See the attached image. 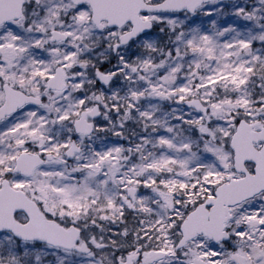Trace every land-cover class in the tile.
<instances>
[{"label":"snow or ice","instance_id":"6c2138e0","mask_svg":"<svg viewBox=\"0 0 264 264\" xmlns=\"http://www.w3.org/2000/svg\"><path fill=\"white\" fill-rule=\"evenodd\" d=\"M0 264H264V0H0Z\"/></svg>","mask_w":264,"mask_h":264}]
</instances>
